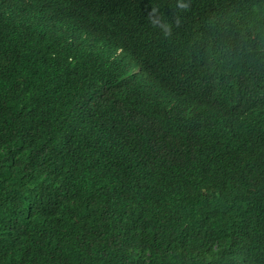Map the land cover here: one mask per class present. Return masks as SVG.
<instances>
[{"label":"trees","instance_id":"obj_1","mask_svg":"<svg viewBox=\"0 0 264 264\" xmlns=\"http://www.w3.org/2000/svg\"><path fill=\"white\" fill-rule=\"evenodd\" d=\"M0 264H264V0H0Z\"/></svg>","mask_w":264,"mask_h":264},{"label":"clouds","instance_id":"obj_2","mask_svg":"<svg viewBox=\"0 0 264 264\" xmlns=\"http://www.w3.org/2000/svg\"><path fill=\"white\" fill-rule=\"evenodd\" d=\"M187 6H188L187 4H182V5H181V7H185V8H186Z\"/></svg>","mask_w":264,"mask_h":264},{"label":"bare ground","instance_id":"obj_3","mask_svg":"<svg viewBox=\"0 0 264 264\" xmlns=\"http://www.w3.org/2000/svg\"><path fill=\"white\" fill-rule=\"evenodd\" d=\"M45 1H46L47 4L50 2V0H45ZM223 29H224V28H223Z\"/></svg>","mask_w":264,"mask_h":264}]
</instances>
